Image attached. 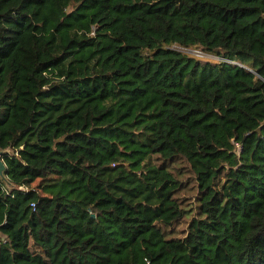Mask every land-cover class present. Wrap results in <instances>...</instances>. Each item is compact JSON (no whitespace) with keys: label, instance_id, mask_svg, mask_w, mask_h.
<instances>
[{"label":"trees","instance_id":"1","mask_svg":"<svg viewBox=\"0 0 264 264\" xmlns=\"http://www.w3.org/2000/svg\"><path fill=\"white\" fill-rule=\"evenodd\" d=\"M0 150V264H264V0H0Z\"/></svg>","mask_w":264,"mask_h":264},{"label":"rangeland","instance_id":"2","mask_svg":"<svg viewBox=\"0 0 264 264\" xmlns=\"http://www.w3.org/2000/svg\"><path fill=\"white\" fill-rule=\"evenodd\" d=\"M172 49L178 50L184 53H188L191 55L199 56V57H205L208 59L216 60L218 58L210 55L203 54L199 50H191V49H183L178 46H173ZM181 171L180 174L177 173L178 177L182 180V184L184 185V188L180 191L178 194L181 199H183V207L186 209L184 213V217L182 220L176 224L174 227H172V233L171 236L173 237H180L183 234V231L186 228V224L191 218V216L195 215L196 213V190H195V178L194 175L189 172V170L185 167V165L178 163L176 166ZM176 173V172H175ZM169 236V237H171Z\"/></svg>","mask_w":264,"mask_h":264},{"label":"water","instance_id":"3","mask_svg":"<svg viewBox=\"0 0 264 264\" xmlns=\"http://www.w3.org/2000/svg\"><path fill=\"white\" fill-rule=\"evenodd\" d=\"M6 152L0 150V180L2 183L6 184V186L9 185V182L6 177V165L3 161V156Z\"/></svg>","mask_w":264,"mask_h":264},{"label":"built area","instance_id":"4","mask_svg":"<svg viewBox=\"0 0 264 264\" xmlns=\"http://www.w3.org/2000/svg\"><path fill=\"white\" fill-rule=\"evenodd\" d=\"M31 207H32L33 210H35V204L34 203L31 204Z\"/></svg>","mask_w":264,"mask_h":264}]
</instances>
